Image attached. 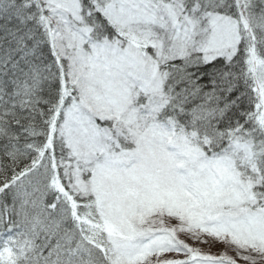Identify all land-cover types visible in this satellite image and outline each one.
<instances>
[{
    "label": "snow or ice",
    "instance_id": "6c2138e0",
    "mask_svg": "<svg viewBox=\"0 0 264 264\" xmlns=\"http://www.w3.org/2000/svg\"><path fill=\"white\" fill-rule=\"evenodd\" d=\"M241 262L264 0H0V264Z\"/></svg>",
    "mask_w": 264,
    "mask_h": 264
},
{
    "label": "rangeland",
    "instance_id": "374dc122",
    "mask_svg": "<svg viewBox=\"0 0 264 264\" xmlns=\"http://www.w3.org/2000/svg\"><path fill=\"white\" fill-rule=\"evenodd\" d=\"M222 247V245H216V246H214L213 248H212V251H217L219 248H221ZM241 264H243V262H241Z\"/></svg>",
    "mask_w": 264,
    "mask_h": 264
}]
</instances>
